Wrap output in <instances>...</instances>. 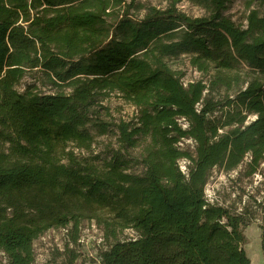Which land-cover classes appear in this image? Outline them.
<instances>
[{"label": "trees", "instance_id": "obj_1", "mask_svg": "<svg viewBox=\"0 0 264 264\" xmlns=\"http://www.w3.org/2000/svg\"><path fill=\"white\" fill-rule=\"evenodd\" d=\"M181 1L139 19L129 0H0V252L10 264H32L36 239L84 220L115 240L138 234L117 240L100 264H251L248 223L207 202L204 189L216 167L233 170L251 155L255 172L264 162V0L248 5L245 26L225 14L233 0H190L206 10L197 18ZM184 55L209 83L183 82L172 61ZM31 72L39 84L22 93ZM221 89L235 91L219 110L223 123L211 119L222 103L204 98ZM114 93L139 109L136 126L118 130L132 147L150 139L144 174L68 150H91L92 107ZM186 138L196 158L177 147ZM261 247L264 257V228Z\"/></svg>", "mask_w": 264, "mask_h": 264}, {"label": "rangeland", "instance_id": "obj_2", "mask_svg": "<svg viewBox=\"0 0 264 264\" xmlns=\"http://www.w3.org/2000/svg\"><path fill=\"white\" fill-rule=\"evenodd\" d=\"M132 1L133 13L139 19L144 18L147 10L151 7L165 9L171 0H129ZM263 0H233L225 12L238 25L245 26L246 16L250 9L259 8ZM178 9L190 17L197 18L204 16L206 10L196 6L190 0H182ZM172 66L180 72L184 83L191 81L204 80L209 83L211 77L204 76L189 64L187 56H181L172 61ZM41 75L36 72L28 73L18 84L17 89L25 93L27 88L34 84ZM45 81H43L44 83ZM52 86L49 84H40L38 90L50 92ZM233 98L235 91H226L221 89L213 94L205 92L204 98L219 101L215 115L211 119L220 120L222 113L219 111L224 106L226 96ZM97 112L98 120L95 124L88 125V130L95 137L94 144L90 151H81L69 145L68 150L81 159H86L89 163L102 166L109 162L121 160L128 173L144 174L145 166L142 162V156L146 146L150 143L148 137H141L136 147L120 141L118 126L121 123L130 124V128L136 126L139 109L127 103L119 94L109 96H99L92 107ZM95 116V115H94ZM255 116L250 115L247 124L253 122ZM179 124L183 129L189 128V123L185 119H179ZM101 123L109 124L108 133L99 135ZM221 130L219 133H223ZM177 147L184 152L190 153L196 158V142L191 138L181 140ZM251 155H247L244 161L233 170H225L222 167H216L212 170L208 183L204 189V196L211 205L227 209L231 215L243 218L247 223L244 234L247 243L244 250L252 264H264L262 253V234L264 228V162L260 164L254 172L250 167ZM182 158L178 161L180 171L186 175L190 173L192 164ZM138 237L133 230H125L118 235V241L132 240ZM108 238L103 228L95 221L84 220L78 230L73 226L66 229L50 230L34 241V262L32 264H98L102 261V255L108 251L117 241ZM260 254V258L256 257ZM0 264H10L9 258L3 252H0Z\"/></svg>", "mask_w": 264, "mask_h": 264}, {"label": "bare ground", "instance_id": "obj_3", "mask_svg": "<svg viewBox=\"0 0 264 264\" xmlns=\"http://www.w3.org/2000/svg\"><path fill=\"white\" fill-rule=\"evenodd\" d=\"M257 258L259 257L260 258V254H259V251H258V254H257V256H256Z\"/></svg>", "mask_w": 264, "mask_h": 264}, {"label": "built area", "instance_id": "obj_4", "mask_svg": "<svg viewBox=\"0 0 264 264\" xmlns=\"http://www.w3.org/2000/svg\"><path fill=\"white\" fill-rule=\"evenodd\" d=\"M98 264H100V261H99V263Z\"/></svg>", "mask_w": 264, "mask_h": 264}, {"label": "crops", "instance_id": "obj_5", "mask_svg": "<svg viewBox=\"0 0 264 264\" xmlns=\"http://www.w3.org/2000/svg\"><path fill=\"white\" fill-rule=\"evenodd\" d=\"M252 264V263H251Z\"/></svg>", "mask_w": 264, "mask_h": 264}]
</instances>
